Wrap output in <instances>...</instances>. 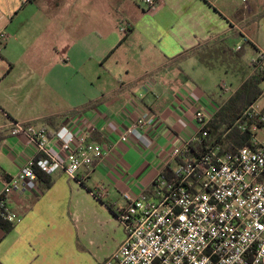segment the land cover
<instances>
[{
    "label": "crops",
    "instance_id": "obj_1",
    "mask_svg": "<svg viewBox=\"0 0 264 264\" xmlns=\"http://www.w3.org/2000/svg\"><path fill=\"white\" fill-rule=\"evenodd\" d=\"M78 1L0 0V34L9 36L0 46V197L6 180L39 155L12 123L51 131L67 124L107 151L76 180L58 171L47 191L7 197L20 221L0 225V264H102L114 255L125 239V194L142 196L168 166L174 171L169 154L193 140L195 113L218 104L207 91L214 70L175 59L223 37L232 48L248 39L246 61L264 53L259 0H162L153 14L144 0H108L117 3L104 10H80ZM145 111L157 119L144 130L150 146L120 142Z\"/></svg>",
    "mask_w": 264,
    "mask_h": 264
},
{
    "label": "built area",
    "instance_id": "obj_2",
    "mask_svg": "<svg viewBox=\"0 0 264 264\" xmlns=\"http://www.w3.org/2000/svg\"><path fill=\"white\" fill-rule=\"evenodd\" d=\"M144 2L150 14L162 5V0ZM120 31L126 35L129 28L123 26ZM8 39L2 32L0 46ZM243 40L249 43L247 38ZM243 45L238 44L235 50H241ZM252 63L264 66V53L257 52ZM219 88L223 95L232 93L227 83L221 82ZM217 109L218 106L212 113H195L196 135L183 148L172 150L169 159L183 156L191 143L203 148L201 155L190 153L184 164H177L171 179L159 176L151 198L125 194L127 207L119 216L125 239L102 264H264L263 106L257 101L245 112L257 116L258 123L251 127L250 145L232 154L221 152L222 138L211 141L208 125ZM156 120L155 114L143 112L119 141L135 138L149 147L144 130L152 128ZM12 127L14 134L24 135L26 143L35 147L36 154L44 156L40 168L48 175L64 171L69 179L76 180L82 169L91 168L97 158L107 154L87 133L77 135L67 124L55 131L43 124L12 123ZM35 159L27 160L19 173L4 184L0 221L12 226L20 221L7 205L9 195L17 191L39 192Z\"/></svg>",
    "mask_w": 264,
    "mask_h": 264
},
{
    "label": "trees",
    "instance_id": "obj_3",
    "mask_svg": "<svg viewBox=\"0 0 264 264\" xmlns=\"http://www.w3.org/2000/svg\"><path fill=\"white\" fill-rule=\"evenodd\" d=\"M130 31L126 35L129 34ZM249 44V43H247ZM246 45V44H245ZM243 45L241 50L236 51L227 44L226 39L219 38L213 41L199 42V44L188 51L180 54L174 63H180L189 58H196L198 62L204 67L210 70H216L222 68L225 65L229 68L231 65L233 69L235 67H241L246 64V46ZM219 61V66L216 64ZM246 71L243 75V80L240 87L234 91L227 99L223 97L218 100V109L213 115L211 122L208 125V130L211 134V141H220L222 153H235L243 147L249 146L252 140V125L258 123L257 116L245 115V112L254 103L260 100L263 93L262 85L264 82V66L259 67L255 63L245 66ZM228 73L229 70L225 69ZM262 112L264 113V107ZM53 119H49L51 123ZM246 126L247 129L243 130L242 127ZM224 136V138H223ZM210 141V142H211ZM203 148L196 144H189L188 149L183 152V156L177 159V164H184L185 158L190 153L195 155H201ZM44 156L39 154L35 159V173L38 177L39 188L45 192L53 186V179L51 175L42 172L40 168V162ZM100 158L94 161V164L98 162ZM162 176L171 179L174 176V171L168 166L163 172ZM8 180H6L7 182ZM5 182V183H6ZM155 184L144 192L146 199H149L153 195ZM0 225H6L10 230L12 225L0 221Z\"/></svg>",
    "mask_w": 264,
    "mask_h": 264
},
{
    "label": "rangeland",
    "instance_id": "obj_4",
    "mask_svg": "<svg viewBox=\"0 0 264 264\" xmlns=\"http://www.w3.org/2000/svg\"><path fill=\"white\" fill-rule=\"evenodd\" d=\"M236 1H237V4L239 6H244V4H245L242 0H236ZM253 1L254 0H249V2H247V3H251ZM262 1L263 0H259V6H260V8H262L264 10V5L262 4ZM116 3H117V1H108V0H103V1L102 0H79L77 3V8L80 10H86L88 7L91 6V7H96V8H99L101 10L102 9L104 10L105 9L104 6H107V5L111 6V5L116 4ZM143 40H144L143 37H141L139 39V41H143ZM133 43H134V41L131 40V45L129 43L128 47L131 48L133 46ZM246 48H247V46H246ZM251 55H252L251 50L246 49V56L250 57ZM193 63H194V61L191 59L188 62H185L183 67L185 69H189L190 68L189 66H191V64H193ZM216 64L219 66L220 65L219 61H217ZM249 64H252V59H250V60L248 59L246 61V64H243L241 67H235L233 69L232 65L229 68H226L225 65H222L223 66L222 68H218V69L214 70L213 72H210V74H211V80L209 82L210 87L207 89V91H209V93L213 94L215 96V98H217V100H220L221 97H223L224 99H227L234 91H236L240 87V84L243 80L244 72L246 71L245 66H248ZM225 69H228L229 72L227 73L225 71ZM221 81L228 84V86L232 90V93L223 95V93L220 91V88L218 87V84ZM262 90H264L263 85H262ZM263 103H264V100H261L260 104H263Z\"/></svg>",
    "mask_w": 264,
    "mask_h": 264
}]
</instances>
